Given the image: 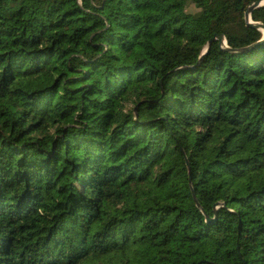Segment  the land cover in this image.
<instances>
[{"label": "trees", "instance_id": "16d2710c", "mask_svg": "<svg viewBox=\"0 0 264 264\" xmlns=\"http://www.w3.org/2000/svg\"><path fill=\"white\" fill-rule=\"evenodd\" d=\"M253 1L0 0V264H264Z\"/></svg>", "mask_w": 264, "mask_h": 264}, {"label": "water", "instance_id": "95a60500", "mask_svg": "<svg viewBox=\"0 0 264 264\" xmlns=\"http://www.w3.org/2000/svg\"><path fill=\"white\" fill-rule=\"evenodd\" d=\"M262 4H264V0H255V1H253V2L248 6V8H247L246 11H245V18H246L247 22L250 23V24L253 25V26H256V27L262 29L263 36H262V38H261L260 40L264 39V24H263L261 21H258V20L254 21V20H252V19H251V16H250V11H251V9H252L253 7H256V6H259V5H262ZM214 39H217L219 44H221V45L224 44V45L227 47V49H230V47L226 44V41H225V37H224V35H223L222 33H218V34H216L215 36L211 37V38L208 40V42H207V44H206L204 50L202 51V54H203L204 52L207 51V49L209 48L211 42H212ZM254 44H255V43H254ZM252 45H253V44L248 45V46H244V47H240V48H237L236 50H245V49H247V48H250Z\"/></svg>", "mask_w": 264, "mask_h": 264}, {"label": "rangeland", "instance_id": "374dc122", "mask_svg": "<svg viewBox=\"0 0 264 264\" xmlns=\"http://www.w3.org/2000/svg\"><path fill=\"white\" fill-rule=\"evenodd\" d=\"M186 9L190 12L197 13L200 9L199 7L195 6L193 3H188Z\"/></svg>", "mask_w": 264, "mask_h": 264}]
</instances>
